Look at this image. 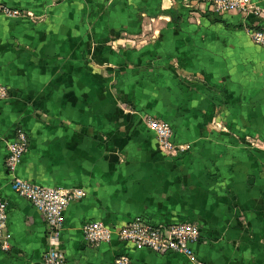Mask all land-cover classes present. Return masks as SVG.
Returning a JSON list of instances; mask_svg holds the SVG:
<instances>
[{
  "label": "crops",
  "instance_id": "crops-1",
  "mask_svg": "<svg viewBox=\"0 0 264 264\" xmlns=\"http://www.w3.org/2000/svg\"><path fill=\"white\" fill-rule=\"evenodd\" d=\"M215 14L203 0H0V196L11 248L0 264H44L42 214L12 189L7 143L28 148L15 175L84 188L64 212L67 264H264V0ZM160 118L182 152L161 148ZM192 222L194 256L156 254L113 238L86 245L88 219Z\"/></svg>",
  "mask_w": 264,
  "mask_h": 264
},
{
  "label": "built area",
  "instance_id": "built-area-1",
  "mask_svg": "<svg viewBox=\"0 0 264 264\" xmlns=\"http://www.w3.org/2000/svg\"><path fill=\"white\" fill-rule=\"evenodd\" d=\"M215 14L236 12L248 14L258 9L253 0H203ZM0 14L9 17H24V11L0 3ZM252 40L264 47V28L249 29ZM9 88L0 84V99L9 96ZM148 126L156 134L162 149L167 152L182 153L188 145L179 144L172 126L159 118L149 117ZM28 135L22 128L16 131L13 141L7 143L5 168L11 176V186L15 193L27 199L42 214L49 240V248L43 256L44 264H67L62 252L61 240L64 228V212L73 200L84 198L86 190L81 187L64 189L43 186L15 175V170L28 148ZM9 204L0 196V247L3 251L11 248V233L8 229ZM86 245L96 247L117 238L138 248H148L156 254L181 253L192 258L194 245L203 241L199 226L192 222L156 224L144 216H136L123 225H109L100 220L88 219L83 224ZM116 264H131L127 255H120Z\"/></svg>",
  "mask_w": 264,
  "mask_h": 264
},
{
  "label": "rangeland",
  "instance_id": "rangeland-1",
  "mask_svg": "<svg viewBox=\"0 0 264 264\" xmlns=\"http://www.w3.org/2000/svg\"><path fill=\"white\" fill-rule=\"evenodd\" d=\"M160 119V118H159ZM162 120V119H161ZM180 144V143H179Z\"/></svg>",
  "mask_w": 264,
  "mask_h": 264
},
{
  "label": "trees",
  "instance_id": "trees-1",
  "mask_svg": "<svg viewBox=\"0 0 264 264\" xmlns=\"http://www.w3.org/2000/svg\"><path fill=\"white\" fill-rule=\"evenodd\" d=\"M261 29V28H260Z\"/></svg>",
  "mask_w": 264,
  "mask_h": 264
}]
</instances>
